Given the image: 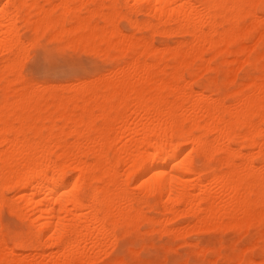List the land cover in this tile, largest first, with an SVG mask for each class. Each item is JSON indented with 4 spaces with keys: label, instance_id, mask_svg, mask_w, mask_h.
<instances>
[{
    "label": "bare ground",
    "instance_id": "bare-ground-1",
    "mask_svg": "<svg viewBox=\"0 0 264 264\" xmlns=\"http://www.w3.org/2000/svg\"><path fill=\"white\" fill-rule=\"evenodd\" d=\"M0 9V213L27 226L10 234L0 222V264L91 263L144 224L178 235L255 226L264 238V0H0ZM123 21L188 37L156 45ZM24 29L115 65L68 87L29 81ZM258 242L234 245L224 263L264 264ZM198 249L221 264L218 247Z\"/></svg>",
    "mask_w": 264,
    "mask_h": 264
},
{
    "label": "rangeland",
    "instance_id": "rangeland-1",
    "mask_svg": "<svg viewBox=\"0 0 264 264\" xmlns=\"http://www.w3.org/2000/svg\"><path fill=\"white\" fill-rule=\"evenodd\" d=\"M139 18H143V16L140 15ZM121 25L128 32L132 31V32H136L137 35L142 34L153 37V40L156 43V45H161V44L172 45L180 40L187 39L188 37L187 35H184L180 32H174L173 35L172 32H167V33H162L165 34L162 35L161 33L151 34V32L147 30L134 31L129 27L128 23L125 21H123ZM22 33L27 43L33 40L32 41L33 43L31 44L32 46L30 47V44H28L27 45L28 49L25 50V52L28 50L29 54L28 52H26L28 55L26 54L27 55L26 57H25V53L23 55L25 61L23 59L22 60L25 63L22 61L21 64L24 65L20 64L21 66H23L22 74L24 73V77L27 78L29 81L32 82L37 81L36 83L39 84L41 83L44 85H49L52 82L53 84L51 83L50 85L58 86L60 84V87H62L61 85L66 84V87H68L67 84H69L70 86L71 84L73 85L74 83H77L79 81L100 75L112 69L113 66L115 65V61L113 59L106 56L103 57V55L101 54H97L95 52L92 53L93 51L91 52V50H88L83 47L82 48L76 47L71 44L73 46L72 48V46H69L70 42L68 41V39L57 40L54 37V35L50 32L46 34L41 33L39 35H35L31 30L24 29L22 30ZM64 42H67V44L65 45ZM42 46L46 48H42ZM84 53L86 54V56L84 55ZM48 54H51L52 56L58 58V60L62 65L60 71L55 73H48L47 71H45L44 65L46 63ZM75 63L86 65L89 70L82 73L73 72L70 70V68ZM206 73H204L203 78H208L214 75L212 72H208L207 74ZM239 75H240L239 77L242 78L245 75V69H241L239 71ZM198 87L199 86H197V88ZM4 208L1 210L3 214L0 213V222L2 224V227L5 229V231H8L10 234H14L20 231H26L27 226L25 221H23L17 215L10 212V210L7 207ZM150 213L154 214L155 211L150 210ZM182 218H184V220H182ZM186 218L187 217L185 216H181L176 220V222L178 224H181L186 220ZM23 223H25V225ZM150 227H151L150 225L144 224L142 226L141 233H139L138 235L134 234L125 237L117 244V246L115 245L113 246L114 248L113 247L110 248L112 252L109 250L111 253L110 254L108 253L107 256L105 255L103 259L100 258L101 260L98 259L97 261L91 260V263L89 261L88 263L85 264H116L114 263L115 262L114 258L117 255L123 256L125 258V264H203V263L206 264L207 259L215 256L211 252L209 253L203 251L201 252L198 249V247L208 246V245H214L220 249L221 251L220 256L222 259L221 264H225L223 261L225 259L224 257H226L227 255L233 252L232 247L234 245L238 250L241 247L245 246L251 239L255 237L259 238V242L255 250V253L257 254L256 258L259 260L260 258L262 259V257L264 256V242H263L264 238H262L263 236L260 237V230L258 227L255 228V226L250 228L249 231H246V233L244 231V234L243 231H239L237 229L236 231H233L235 229L233 230L229 229L230 231H228L227 229V231L225 230L223 232L224 229L222 230L221 228L220 229L215 228L214 231H212L213 229L211 230V229L200 228L199 232L198 231L192 232L191 230L192 233L188 232L189 234H182V235L168 233L164 231L162 233L161 230L152 229V227L151 229H149ZM193 230H197V229H193ZM207 232H209L210 234ZM257 232L259 234H257ZM210 238H212L213 240ZM192 241H197V242H195L194 244ZM261 242H263V244ZM178 243H180L179 246L177 245ZM196 244H198L199 246H197ZM133 247H136V249L138 247L139 249L137 250L138 253L131 250ZM196 249H198L199 251Z\"/></svg>",
    "mask_w": 264,
    "mask_h": 264
},
{
    "label": "snow or ice",
    "instance_id": "snow-or-ice-1",
    "mask_svg": "<svg viewBox=\"0 0 264 264\" xmlns=\"http://www.w3.org/2000/svg\"><path fill=\"white\" fill-rule=\"evenodd\" d=\"M44 68H45V71H47L48 73H55L61 70L62 65L60 61L58 60V58L52 56L51 54H48ZM70 70L76 73H82V72L88 71L89 69L86 65L75 63L71 66Z\"/></svg>",
    "mask_w": 264,
    "mask_h": 264
}]
</instances>
